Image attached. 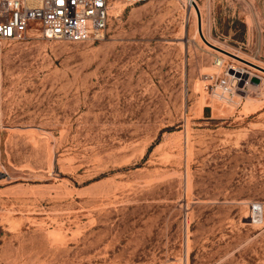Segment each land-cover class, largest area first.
<instances>
[{"label": "rangeland", "instance_id": "rangeland-1", "mask_svg": "<svg viewBox=\"0 0 264 264\" xmlns=\"http://www.w3.org/2000/svg\"><path fill=\"white\" fill-rule=\"evenodd\" d=\"M194 4L239 59L188 0L2 44L0 264H264V0Z\"/></svg>", "mask_w": 264, "mask_h": 264}, {"label": "built area", "instance_id": "built-area-1", "mask_svg": "<svg viewBox=\"0 0 264 264\" xmlns=\"http://www.w3.org/2000/svg\"><path fill=\"white\" fill-rule=\"evenodd\" d=\"M148 0H0V51L3 43L21 39L32 24L46 40L93 44L106 36L112 12L119 6L140 5ZM224 93L231 92L228 79L219 80ZM255 220L262 207L252 205Z\"/></svg>", "mask_w": 264, "mask_h": 264}, {"label": "water", "instance_id": "water-1", "mask_svg": "<svg viewBox=\"0 0 264 264\" xmlns=\"http://www.w3.org/2000/svg\"><path fill=\"white\" fill-rule=\"evenodd\" d=\"M193 7H194L195 12H196V15H197V21H198V34H199L201 40H202V41H203L208 47H210V48H212V49H214V50H216V51H218V52H221V53H223V54H226V55H228V56H231V57L236 58L235 56H233V55H231V54H229V53H227V52H225V51H223V50H221V49H219V48H217V47H215V46L209 44V43L205 40V38H204L203 35H202V31H201V18H200L199 10H198V8H197V6H196L195 4H193ZM246 63H247V62H246ZM247 64L250 65V66H253L254 68H256V69H258V70H260V71H262V72L264 73V69L259 68V67H257V66L252 65V64H249V63H247Z\"/></svg>", "mask_w": 264, "mask_h": 264}, {"label": "bare ground", "instance_id": "bare-ground-1", "mask_svg": "<svg viewBox=\"0 0 264 264\" xmlns=\"http://www.w3.org/2000/svg\"><path fill=\"white\" fill-rule=\"evenodd\" d=\"M188 2H189V4H190L191 8H192L193 10H195L194 7H193L194 0H188ZM217 52H218V51H217ZM219 53H221V52H219ZM221 54H223V53H221ZM223 55H225V54H223ZM225 56H227V55H225ZM233 56H235V55H233ZM235 57H236V56H235ZM236 58L239 59L238 57H236ZM236 61H237V60H236ZM217 64H218L219 66H222V65H223V59L219 58V59L217 60ZM236 70H237V69H236ZM238 72L243 74L242 70H240V69L238 70Z\"/></svg>", "mask_w": 264, "mask_h": 264}]
</instances>
